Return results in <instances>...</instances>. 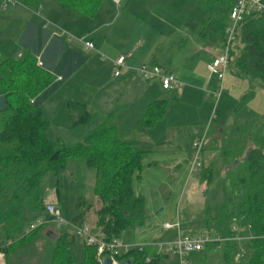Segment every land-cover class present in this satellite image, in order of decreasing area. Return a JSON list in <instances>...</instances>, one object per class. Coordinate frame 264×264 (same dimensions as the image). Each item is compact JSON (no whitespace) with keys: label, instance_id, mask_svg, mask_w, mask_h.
<instances>
[{"label":"rangeland","instance_id":"rangeland-1","mask_svg":"<svg viewBox=\"0 0 264 264\" xmlns=\"http://www.w3.org/2000/svg\"><path fill=\"white\" fill-rule=\"evenodd\" d=\"M118 1L117 5H115L114 0H103L94 17H79L81 23L74 26L68 34L72 37H75L73 34L79 33L86 36L87 29H91L96 24L103 25L101 31L112 29L110 35L104 41V46L113 51L121 50V52L126 51L130 46H134L136 54L133 58L136 59V55L140 52L142 41H145L146 38L143 35L146 34L145 32H148L151 44L161 47V51L164 54L174 56V67L180 70V77L182 76L187 80L186 82L179 78L178 82L181 86L192 85L199 87L198 83L191 80L190 74L192 68L198 62L211 64V56L220 53L222 37L221 32L218 33L211 29V21L207 18L208 15L199 7L198 0ZM16 9L8 7L2 10L0 8V52L4 58L15 56L20 44V40H17V34L21 27L17 24H21L23 20L21 17L24 18V16H17ZM41 15H45L44 10H42ZM28 29H37V27L31 22L27 31ZM167 31L170 32L167 33ZM107 42L111 47L107 46ZM29 46L34 54H38L41 41H36V43L31 42ZM101 56L102 58H100ZM97 57L99 58L101 67H110L111 74L112 68L108 57L104 53H99ZM135 66L136 68L139 67V65ZM199 66L202 68V65ZM123 70L124 68L120 70V74ZM103 73L101 71L99 78L94 81H91L87 76H83L85 80L81 84L85 95L74 97L78 98L81 103H87L89 112H92L96 108L102 109L99 108L100 106L103 108H107L108 106L107 99L103 98V94L108 93L106 91V75ZM224 74L226 76L234 75L229 69H226L223 72ZM209 81L210 83L207 87L209 91L204 97L201 95L202 98L194 95H190L189 97L183 96L180 93L181 89L170 91V93L176 95V100L170 97L169 92L160 94L161 98L166 102L169 112L156 124L154 132L158 139L162 140L165 138L166 141L163 147L160 148L159 155L156 157L158 162L156 168L149 169L148 174L145 172L147 169L146 162L153 160L151 155H146L142 164V178L139 181L134 180L131 184L133 194H140L145 200V206L147 207V211H145L148 217L146 225L150 223V226H145V229L149 228V234L146 235V233L142 234L141 232L127 230L124 234L131 242L141 243L148 239H155L153 233L158 235L157 240L162 237L161 227L162 222L165 221L164 215L166 213L164 210L160 212L163 207L165 211H171L174 217L176 211L179 212L181 228H184L185 232H193L185 234L195 235L209 231L212 239L216 236L222 237L219 234H211L213 229L210 223L213 221L211 218L217 217L214 220L215 226H217L218 218L228 204L227 199L229 197L232 198L235 206L238 207L241 204L242 190L236 189L230 192L226 180L222 178V155L221 151L215 146V142L220 138L218 130L221 128V135L225 141L228 140V137L234 139L235 135L239 140L237 148H245L247 141L242 143L240 139V137L245 138V134L242 133L243 135L240 134L242 136L238 137L235 129L238 127L241 130L244 123L253 119H256L253 128L254 133L257 132L255 134L261 137L264 135V89L260 87L254 92H252L254 90L252 89L250 91V99L243 106H239L240 97L247 93L245 91L248 86L250 87V85L255 83L244 79V83L240 87H237V85H240V82H235L236 86L231 85L232 88L228 89L222 86V81L216 75H209ZM147 83L149 81H143L142 84ZM193 83L197 85H193ZM55 90L56 86L48 90L45 89L35 100L36 104L41 107L45 120H47V105L51 96L55 104V123L57 125L54 122L50 123L48 140L51 144H55L57 141L63 145L75 144L87 133L84 130L85 126L76 131L71 130L73 115L66 112V108L64 107L65 93L62 98ZM104 100L106 103H102ZM113 100L112 106L127 102L128 107L131 104L129 106L130 109L124 113L132 118L129 124L130 130H133L134 133L136 132L134 130L146 131L140 128V122L138 124L135 123L137 112L143 106V103L146 104V97L141 95L135 97L133 92L132 98H116L111 101ZM0 104L2 107L1 101ZM96 112L101 111L98 110ZM252 112H254L255 116L252 115ZM65 115L66 118L69 117L68 120H65ZM93 122L94 120L89 125ZM247 127L251 128V125ZM125 128H127L126 125ZM253 129L249 130L252 131ZM207 130L208 135L205 138ZM249 130L247 135L250 133ZM122 131L125 130L122 129ZM199 139H203L202 151L200 153V167L196 168V173L189 175L191 157L188 162L187 156L192 150V143L197 142ZM174 147H178V149ZM221 150L225 151V148ZM175 155L178 159L179 168L177 171L178 183L175 177L169 175L165 167L168 160L172 159L171 157ZM209 164L212 165V168L210 167V175L212 177L209 189L204 193L198 190L200 184H202L201 181H204L200 179L199 175ZM173 170H176L175 167ZM94 180L95 173L92 169L87 168L79 161L67 160L57 179L51 176H44L40 180V187L43 196L54 195L57 200L56 207L60 211L63 223H69L73 217L83 214L84 224L90 227L91 220L94 218L96 207L99 203L97 198L92 194ZM56 184L58 197L54 194ZM194 184L198 187L195 188ZM183 192L186 193L184 194ZM221 198L222 202L220 201ZM231 224L238 228V220L236 218L232 219ZM45 231L50 232L47 239L46 235L44 236ZM173 231L175 232V230ZM60 232H67L69 235H72V230L67 226L60 224L45 225L36 234V239L32 245L27 249L20 250L17 256V263L45 264L46 245L53 243ZM81 242L80 239L74 238L71 253L75 264H78L82 260ZM229 245L231 246L229 253L231 261L228 263L223 260V252L225 250L223 242H218L216 247L205 246L199 253L183 255L181 262L182 264H242V261L237 262L233 260L234 253L239 249L238 244L229 242ZM158 264H180V261L178 257L167 254L165 257L162 256L160 258Z\"/></svg>","mask_w":264,"mask_h":264},{"label":"trees","instance_id":"trees-1","mask_svg":"<svg viewBox=\"0 0 264 264\" xmlns=\"http://www.w3.org/2000/svg\"><path fill=\"white\" fill-rule=\"evenodd\" d=\"M17 1L36 8L41 0ZM54 1L64 10L92 18L103 0ZM198 4L208 15L211 29L221 32L223 39L232 0H198ZM228 69L264 89V15L246 17L238 24L235 41L228 52ZM53 81L54 77L44 67L37 66L35 56L27 50L15 58H0V251L4 254V264H18L20 250L29 248L43 229L41 226L23 234L27 223L42 211L41 178L57 179L67 160L79 161L95 173L92 193L99 199L100 208L95 212L93 232L108 241L122 231L142 227L147 220L143 199L131 189L143 153L118 138L114 112L89 130L80 142L72 145L49 142L46 135L49 123L35 100ZM250 97L251 92L244 95L239 106ZM66 109L74 116L72 131L83 128L94 118L81 103L67 101ZM166 112L164 100L150 103L141 121L142 128L153 127ZM250 125L241 127L239 133L246 134ZM254 135V149L226 176L230 192L242 190L241 204L235 206L229 197L217 222V232L223 238L230 236L233 218L241 226H249L253 239L242 244L246 250L242 264H264V239L261 238L264 236V140ZM234 149L237 151L232 162L240 156L237 152L243 150L237 146ZM54 194L58 197L57 184ZM82 216L78 214L71 222L81 224ZM73 244L74 236L61 232L53 243L46 245L45 264H75L71 253ZM224 249L223 260L228 263L231 261L228 242L224 243ZM159 257L146 249H131L116 260L127 264H158ZM78 264H98L94 248L83 245L82 260Z\"/></svg>","mask_w":264,"mask_h":264},{"label":"crops","instance_id":"crops-1","mask_svg":"<svg viewBox=\"0 0 264 264\" xmlns=\"http://www.w3.org/2000/svg\"><path fill=\"white\" fill-rule=\"evenodd\" d=\"M115 5H117V4H115ZM13 8H15V9L19 8V9H16V11H15L18 13L17 16H24V18L21 17L23 19L21 21V24L20 23L17 24L18 26L21 27V29H19L18 34H17L18 35L17 40H20V44H19V47L17 48L18 50H16L15 56L5 57V58L18 57V55L20 54V52L22 50H27L32 55H34L36 62H40V64H41L40 67H44L45 69H47V72H49L54 77L53 83L47 88V90L53 86H56L55 92L59 93L62 96V98H63V94L65 93V98H64L65 99L64 100L65 101L64 102L65 108H66V102L67 101H74L77 103H81V102H79L78 98H74V97H80V96L85 95L83 93L84 89H82V84H81V82H83L85 80L83 78V76H87V77H89V79L91 81H94V80L99 78V76H100L99 73H101V71H103L104 72L103 74L106 75V77H105V80L107 83L106 91L108 92L106 94L105 93L103 94V98L107 99L108 106H107V108H103L102 106H100L99 108H102V109L96 108V109H93L92 112H89L88 104L85 102L81 103L86 107V110L89 112V114H92V116L94 117L93 118L94 122L91 125L87 124L86 125L87 129L85 126L84 130L86 132H88L89 130L95 128L97 125L101 124L105 120L107 115H109L111 112H114L115 115L113 118V124L116 128V134H117L118 138L123 140L124 142L129 143L133 147L134 150L140 151L143 153V158L141 161L140 169L137 171L132 182L134 180L139 181L142 178V175H141L142 164H143V161H144L146 155H151L153 160L146 162V168L147 169L145 170V172L148 174L149 169L156 168V165L158 164L156 157L159 155V151L161 150L160 148L163 147V145L166 141L165 138L161 140V139H158L156 137V133L154 132V129H155V126L158 122L151 128H143L146 131L134 130V131H136L134 133L133 130H130L131 128L129 129V127H130L129 124L132 121V118L130 116L124 114L127 110L130 109L129 106H131V104L129 103L130 105L128 107H127V102H125L121 105L112 106V104L114 103V100L113 101H111V100L116 99V98L117 99L127 98V97L132 98L133 92H134L135 97L137 95H139V96L141 95L143 97H146V102H145L146 104L143 103V106H141V108L139 109V111L136 114L135 123L138 124L140 122V126H141V121H142L143 115H144L148 105L152 102H155V101L164 100L161 98L160 94H162L163 92H165V93L169 92V95H170V97H172V99L176 100L177 98H176V95L174 93H170V91L161 90V88L159 87V85L156 82L149 81V83L143 85L142 83L144 80L140 79L134 72L135 68H136L135 65H139V66L146 65L147 67L157 65V66H160L164 70L167 69L165 71H169V72L173 73V75L175 76L177 81H179V78H180L183 81L187 82V80L185 78H183L182 76L180 77V75H181L180 70H178L174 67V60H175L174 56L164 54L161 51V49H162L161 47H158L157 45L151 44V40L149 39L150 34H148V32H145L146 34L143 35V37H146V38H145V41L144 40L142 41V46H140V52L138 53V55H136V59L133 58L134 55L136 54L135 53L136 49L134 48V46L133 47L130 46L124 52H121V50H117V51L110 50L108 47L104 46V41H105V39H107V36L110 35L112 29H110L108 31H101L102 30L101 27H103V25H99V24L94 25L91 29H87L88 32L85 35L88 37H86L80 33L79 34H73V35H75V37H73V39L70 42H66L65 39L54 38L51 36V31H53L54 29L62 30L66 34H68V32L71 31V29L74 26H77L81 23V20L79 19V17L86 18V17H83V16L73 12V11L64 10L54 0H41L36 8L29 7V6H26L23 4H19L17 6H14ZM42 10L45 11V15H41ZM203 12H205V11L203 10ZM45 21H47V23H49V27L47 29L43 28V23ZM227 21H228V19H227ZM31 22L34 23V25L37 27V29H28V31H27V28L29 27V23H31ZM25 31H27V32H25ZM151 31H153V30H151ZM169 32L170 31H167V33H169ZM79 39H83L84 41L91 42L93 45V50L84 49L82 44L78 42ZM36 41H41V46L39 48L38 54H34V52L32 51V49L29 46V43H31V42L36 43ZM107 46L111 47L108 42H107ZM198 47H200V46H198ZM99 53H104L108 57L109 63H111V68H112V61H114V59H116L118 56L124 57V67H123L124 70H123V72L116 78L112 77V71L110 74V67L109 66H105V67L100 66V61H99V58L97 57ZM213 57H214V55L211 56V60L213 59ZM0 58H4L3 55L1 54V52H0ZM100 58H102V56ZM199 65H202V68ZM207 66H208V64H206V63L202 64L201 62L194 64L192 71H191V74H190L192 77L191 80H192V82L198 83V85H200V86L199 87H195L192 85H187L184 87L181 86L180 87L181 95L186 96V97H189L190 95H194L197 97L200 96L202 98V96L204 97L208 93L209 89L207 87L209 86V83H210L209 75H211V74H209L207 72V70H206ZM88 68H90V69L88 70ZM243 80H244V78L237 76L235 74L231 75V76H226L224 74L223 78H222V86L226 87L228 89H231L232 88L231 85L236 86L235 82H237V83L240 82V85H237V87H240L244 83ZM146 82H148V81H146ZM193 85H197V84L193 83ZM257 88H260V86L257 84H252V85H250V87L248 86L247 90L245 91L247 93L243 92L245 94H243L240 97V99L244 95L248 94L252 89H254V90H252V92L256 91ZM102 103H106L105 100ZM0 108H1V106H0ZM98 110L101 112H96ZM223 111H224V109H223ZM235 111H237V110H235ZM66 112H68L67 109H66ZM167 112H169V110H167ZM167 112H166V115H167ZM55 114H56V108H55V104H54L52 96H51L49 103L47 105V120L46 121L49 123L48 129L50 128V123H52V122L55 123ZM252 115L255 116L254 112H252ZM64 118H65V120H68L69 117L66 118V115H65ZM255 120L253 119V120L248 121L247 123H244V126L252 123V126L250 129H253ZM72 121H74V116H73ZM55 125H57V123H55ZM125 125L127 126V128H125ZM237 126H242V125H237ZM244 126H242V127H244ZM140 128H142V126ZM48 129H47V139H48ZM122 129L125 131H122ZM248 130H247V132H248ZM218 131H219L218 133L220 134L219 135L220 138H218L217 141L215 142V146L217 147V149H219L221 151L220 153L222 155V178L224 180H226L227 172L232 171L238 165L239 161L242 158H244L246 153L248 151L254 149L255 143H254L253 139L255 137L254 134L256 132L254 133V129L252 131L249 130L250 133L248 135L246 133L244 136L245 138L240 137L241 142L244 143L245 141H247V144H246L245 148L242 147L243 150L240 151V153L237 152V154H239L240 156L235 157V160H233V162H232V159H234L233 156L235 154H231V153H236L237 150L234 149V147L238 145L239 140L237 139V136L234 135V137H235L234 139L231 137H228V140L225 141L224 137L221 135L222 129L220 128ZM235 131L237 133H239V128L237 127L235 129ZM207 135H208V130L206 131L205 138L207 137ZM262 137L264 140V135ZM80 139L82 140V138H80ZM202 140L203 139H199L198 141H202ZM56 143H58V141ZM194 143H196V142H194ZM194 143H192L191 148H192ZM174 148L178 149V147H174ZM222 148H225V151L221 150ZM228 148H232L233 151L228 150ZM192 153H193L192 150L190 153H188V156H187L188 162H189L190 157H192ZM171 158L172 159L168 160V163L165 167H166L167 171L169 172V175H171L172 177H175L176 182H177V179H178L177 171L179 170L178 159H177L176 155L171 157ZM234 162H237V165L233 166ZM211 166H212L211 164L207 165L205 167V169H203L199 175L200 179H202L204 181H201L202 184H200V187L198 188V190L199 191L201 190L204 193H206L208 191L209 186H210V181H211V177H212L210 175V167ZM174 167L176 169L175 171L173 170ZM192 173L193 172H190V170H189V175ZM189 175H188V177H189ZM207 178H208V180H207ZM194 186H195V188L198 187L196 184H194ZM227 187L229 189L228 183H227ZM131 188H132V186H131ZM177 190H178V188H177ZM229 191H230V189H229ZM183 193L185 194L186 192H183ZM221 194H222V192H221ZM225 195H226V193H225ZM136 196H140L143 199L144 213H145L146 218H148L147 214H146L147 207L145 206V200H144L143 196L140 194H136ZM217 198L219 199V197H217ZM97 200L99 202L98 198H97ZM152 201H153V198H152ZM220 201L222 202V198L220 199ZM227 201H228V199H227ZM99 208H100V202L97 204L96 211ZM163 210L166 213L164 215L165 221L162 222V225L163 224L177 225L178 229H176L174 227L172 229L164 231L161 227L163 235L159 240L156 239L158 237V235L157 234L155 235L153 233L155 239L154 238L148 239V240L141 242V243H137L135 241L131 242L125 236V234H124L125 231H122L121 233L115 235L113 238L118 239L119 241H121L122 243H125V244H131V245H134L137 247L141 246V247H143V249H146V250L154 253L155 249L158 246H163L166 243L173 242L177 238L178 234H180V233H184V234L185 233H189V234L193 233L190 231L185 232L184 228H181V225L179 222V219H180L179 212L176 211L175 217H174V214L171 211H165L164 207L160 210V212H162ZM86 216H87V214H86ZM211 219L213 220L210 222L213 226L211 234L212 233H213V235L219 234L217 232V226H215V222H214V220H216L217 217L215 216ZM95 221H96V216L94 215V218L91 220V225H90V227L92 229H95ZM81 223H85V220H83V218L81 219ZM146 224H147V221L142 227L134 229L133 231L134 232H136V231L141 232L142 234L146 233V235H148L149 234V228L145 229V226H150V223L148 225H146ZM230 227L234 228V226H232L231 223H230ZM235 228L238 230L237 234H236V236H238V238H247V234L245 233V231H240L241 225L239 224V220H238V228L237 227H235ZM181 229H182V231H181ZM173 230H175V232ZM45 233H46V231H45ZM207 233L210 236V232L208 231ZM238 233H240V235H238ZM208 246H211V245H208ZM214 247H216V246H214ZM160 249H161L160 256L165 257L167 254L162 252L164 249L162 247H160ZM82 255H83V244H82ZM161 257H159V260Z\"/></svg>","mask_w":264,"mask_h":264},{"label":"built area","instance_id":"built-area-1","mask_svg":"<svg viewBox=\"0 0 264 264\" xmlns=\"http://www.w3.org/2000/svg\"><path fill=\"white\" fill-rule=\"evenodd\" d=\"M117 4L118 0H114ZM20 2L17 0H0V8L2 10L8 7H14L19 5ZM264 15V0H232V5L228 13V25L224 30V36L220 43V53L214 55L212 62L207 66L206 70L211 75H216L219 80L222 81L223 72L228 69V52L235 41V34L238 24L246 17ZM49 23L45 21L43 23V28L47 29ZM51 36L58 39H65L66 42H70L73 37L66 34L64 31L59 29H54L51 31ZM82 44L83 48L86 50H93V45L91 42L84 41L83 39L78 40ZM19 56V55H18ZM40 62H37V66H40ZM124 67V57L118 56L114 61H112V77L116 78L120 75V70ZM135 74L144 81L156 82L161 90L172 91L179 90L181 84L176 80L173 73L165 71L160 66L153 65L147 67L141 65L135 69ZM202 151V141H197L192 146V157L190 162V172L195 173L196 168L200 167V153ZM57 200L53 196H43L42 200V211L40 215L36 216L31 220L23 229V234H28L35 231L41 226L48 224H60L67 226L72 230V235L74 238H78L82 241V244L87 247L94 248L95 258L98 264H101V259L106 257L111 261V264H117L116 258L122 254L127 253L131 249L141 250L143 247L134 246L131 244H125L118 239L111 238L105 241L98 233L93 232V229L84 223L74 224L72 222L63 223L60 215V211L56 207ZM178 229L177 225L163 224L162 229L167 231L172 228ZM249 226H241L240 231H245L247 238H238L236 236L237 229L230 227V236L227 238L216 236L211 238L207 232L198 233L195 235H189L180 233L177 238L170 243H166L163 246H158L154 253L156 255L161 254L162 247L164 253L172 254L178 257L180 264L181 257L186 254H193L201 252L205 246L215 245L218 242H232L237 243L239 249L234 253V261H242L246 256V250L242 246L243 243L248 242L253 239V236L249 232ZM264 239V236L261 237ZM0 264H4V254L0 251Z\"/></svg>","mask_w":264,"mask_h":264},{"label":"water","instance_id":"water-1","mask_svg":"<svg viewBox=\"0 0 264 264\" xmlns=\"http://www.w3.org/2000/svg\"><path fill=\"white\" fill-rule=\"evenodd\" d=\"M235 165H237V162L233 163V166H235ZM49 234H50V232L46 231V233H45L46 237H48ZM101 264H111V261L108 258L104 257L101 259ZM117 264H127V263L118 262Z\"/></svg>","mask_w":264,"mask_h":264}]
</instances>
